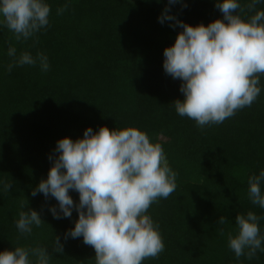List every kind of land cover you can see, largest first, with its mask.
I'll return each instance as SVG.
<instances>
[{"label": "trees", "instance_id": "16d2710c", "mask_svg": "<svg viewBox=\"0 0 264 264\" xmlns=\"http://www.w3.org/2000/svg\"><path fill=\"white\" fill-rule=\"evenodd\" d=\"M47 2L49 25L34 38L17 41L0 27V178L13 185L0 193V251L43 247L50 264H95L94 249L82 237L65 239L78 218L75 209L71 218L55 219L48 208L57 201L31 191L46 178L59 138L75 140L87 127L134 126L161 144L177 174L175 192L148 209L164 251L143 264H264V252L238 260L227 246L237 213L264 217L248 198V178L264 169V76L250 107L201 129L176 113L181 81L162 66L163 49L181 30L159 22L165 8L185 23L207 25L223 19L215 0H71L62 15L56 10L66 0ZM9 46L17 55L44 53L49 70L24 65L7 71ZM69 194L78 203V193ZM22 203L44 221L30 235L15 226ZM219 217L227 222L218 224ZM259 224L264 234V219ZM55 236L63 254L53 250Z\"/></svg>", "mask_w": 264, "mask_h": 264}, {"label": "clouds", "instance_id": "9594fccd", "mask_svg": "<svg viewBox=\"0 0 264 264\" xmlns=\"http://www.w3.org/2000/svg\"><path fill=\"white\" fill-rule=\"evenodd\" d=\"M178 0H168L175 4ZM71 0L57 8V15L67 10ZM264 0H215L222 13L207 25H190L165 8L158 17L161 24L179 27L174 42L163 49L162 66L166 74L179 79L183 99L173 106L181 117L195 121L197 127L221 124L237 110L250 107L261 93L264 76ZM51 7L47 0H0V27H6L17 41L34 38L49 25ZM247 13V15H245ZM12 58L7 71L17 66H39L49 70L47 55L33 56L9 46ZM46 178L41 179L31 195L42 193L57 201L48 210L53 218H71L78 214L65 239L81 238L95 252V264H143L164 251V242L148 209L160 198L175 192L176 172L169 166L160 143L153 142L134 126L96 131L87 127L75 140L65 136L56 141ZM264 169L248 178V198L264 209ZM13 185L0 178V193ZM70 190L78 193L74 203ZM21 204L15 226L21 235H30L33 227L44 222L33 209ZM264 217L253 211L237 213L235 230L227 236V246L239 260H251L264 252V234L259 222ZM224 217L217 223L225 224ZM223 234V232H221ZM54 252L63 254V245L55 236ZM0 264H50L46 248L14 246L0 251Z\"/></svg>", "mask_w": 264, "mask_h": 264}]
</instances>
